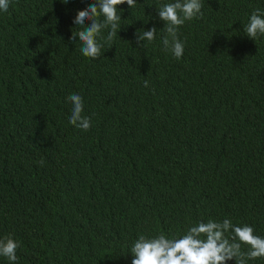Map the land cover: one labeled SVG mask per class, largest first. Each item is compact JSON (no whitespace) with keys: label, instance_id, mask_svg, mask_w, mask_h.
<instances>
[{"label":"trees","instance_id":"1","mask_svg":"<svg viewBox=\"0 0 264 264\" xmlns=\"http://www.w3.org/2000/svg\"><path fill=\"white\" fill-rule=\"evenodd\" d=\"M63 2L0 12V239L19 242L18 264H131L139 235L210 219L264 237V37L244 32L264 0H202L179 60L163 47V0L122 5L97 60L70 40L87 0ZM74 93L87 132L69 123Z\"/></svg>","mask_w":264,"mask_h":264},{"label":"clouds","instance_id":"2","mask_svg":"<svg viewBox=\"0 0 264 264\" xmlns=\"http://www.w3.org/2000/svg\"><path fill=\"white\" fill-rule=\"evenodd\" d=\"M11 0H0V12H8ZM69 3L64 0L63 4ZM135 8L137 0H87V7L79 9L73 18V24L81 30L73 32L71 41L81 42L80 52L84 57L97 60L102 55L104 42H112L121 31L122 5ZM202 0H163L156 10L163 22L161 29L165 35L162 43L165 51H170L177 59L184 55V42L179 38L180 28L188 21L203 17ZM107 32L106 37L103 35ZM245 36L255 41L264 37V10L255 9L244 26ZM155 26L135 33L136 47H145L156 39ZM148 86V81L144 82ZM72 104L69 123L87 132L91 128V119L83 116V98L74 93L68 97ZM43 165V161L40 162ZM19 242L11 236L0 239V256L9 264H18L17 249ZM242 246L247 251H242ZM130 254L131 264H248L249 260L264 258V237L255 234L249 224H233L225 218L200 221L190 226L183 235L169 237L164 233L156 236L139 235L133 242Z\"/></svg>","mask_w":264,"mask_h":264}]
</instances>
